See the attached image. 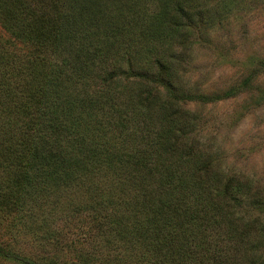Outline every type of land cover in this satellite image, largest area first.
Instances as JSON below:
<instances>
[{
	"label": "rangeland",
	"instance_id": "374dc122",
	"mask_svg": "<svg viewBox=\"0 0 264 264\" xmlns=\"http://www.w3.org/2000/svg\"><path fill=\"white\" fill-rule=\"evenodd\" d=\"M82 3V0H26L23 8L30 6L38 13L54 6L55 20L50 25L64 26L67 17H61L66 15L75 21L74 28L86 24L87 32L81 31L84 38L81 42L87 48L101 51L102 63L98 64L102 66L101 72L119 63L125 71L129 68L158 77L159 80L152 82L128 75L130 79L120 80L118 87L124 85L134 95L152 91L161 99L167 98L168 104L161 109L163 118L178 106L189 114L179 115L178 120L188 124L176 135L183 138V144H195L199 164L207 161L212 164L209 174L216 173L220 179L235 174L242 188L235 194L209 199L210 206H220L223 212L220 218L223 222L230 221V228L234 229L231 249L224 255L221 251L223 260L234 264H264V0H98L101 7L94 12L87 1L85 8L75 7ZM20 9L10 8L7 20L0 14L2 50L16 40L14 32L24 16L17 13ZM107 16L110 18L106 19ZM62 38L69 44L67 36ZM76 38L73 48L68 47L69 53L50 54L52 57L46 60L50 62L45 67L47 74L59 79L72 65L81 66L74 49L79 43ZM65 54L67 65L62 63ZM92 63L87 64V70L93 67ZM70 75L72 93L79 98L70 104V113L76 120L87 114L86 120L92 116L90 112L95 113L94 107L101 100L91 105L86 99L84 105L80 104L85 99L80 94L82 84H78L76 72ZM99 77L103 79L105 75ZM120 99L128 101V98ZM82 105L83 111H87L83 114ZM102 109L107 117L105 102ZM142 111L141 108L139 113ZM91 121L93 130L102 133L101 139L109 137V142L118 139L123 143L114 124L104 129L96 126L99 121ZM140 125L137 126V121L124 125L129 127L128 131L132 127L139 130L138 142L143 135ZM84 137L81 149L78 142L75 144L77 155L96 146L97 135ZM190 163H185L186 169ZM188 169L194 171L193 167ZM193 173L191 177L196 180L214 183L211 177ZM73 174L80 178L82 173ZM83 175V185L74 187L64 203L50 204L43 213L34 207V214H24L27 224L33 222L39 226L33 241L30 233L25 238L27 226L19 224L14 217L16 213L12 212L7 219L0 218V248L7 252L16 240L17 246L24 249L22 256L39 264H120L123 253L124 256L130 253L131 263L140 264L142 245L135 243L138 230L129 229L134 246H121L123 239L115 238L111 230V221L118 218L136 214L139 216L129 220L137 222L142 218L140 208L134 204L135 197L124 202L123 195L119 196L109 183L97 184L100 177ZM43 192L42 188L38 193ZM215 194L211 192L213 197ZM244 234L245 240L240 241L238 237ZM19 239L29 242L22 244ZM6 252L0 254V261L6 259Z\"/></svg>",
	"mask_w": 264,
	"mask_h": 264
},
{
	"label": "trees",
	"instance_id": "16d2710c",
	"mask_svg": "<svg viewBox=\"0 0 264 264\" xmlns=\"http://www.w3.org/2000/svg\"><path fill=\"white\" fill-rule=\"evenodd\" d=\"M25 1L0 0V14L6 20L10 8L22 7L17 13L24 15L14 32L16 40L0 49V155H3L0 159V218L7 219L12 212L16 213L14 217L19 224L27 226L25 238L30 233L33 241L39 226L33 222L27 224L24 214H34V207L43 213L50 204L64 203L74 187L83 185V174L88 173L100 177L97 184L109 183L119 196L123 195L124 202L126 198L135 197L134 204L140 208L142 218L137 222L129 219L138 214L118 218L111 221V230L115 238L123 239L121 246H134L129 229L138 230L135 243L142 245L140 264H234L223 260V255L231 249L234 229L230 228V221L223 222L220 206H210L209 199L217 200L239 192L242 189L240 180L235 174L222 179L216 173L215 176L209 174L212 164L208 161L199 164L195 144H183V138L176 135L188 124L178 120L179 115L189 114L178 106L167 112L166 117H161V109L168 104L167 98L161 99L152 91L134 95L124 85L118 87L120 80L128 81L130 76L156 82L159 80L156 75L129 68L125 71L119 63H116L119 67L113 64L101 72L102 66H98L102 63L101 51L87 48L81 42L84 39L81 31L87 32L86 24L74 28L75 21L66 15L61 17H67L64 26L61 23L50 25L55 20L54 6L37 13L30 6L25 10ZM82 1L81 6L75 7L85 8L86 1L93 12L101 7L98 0ZM64 36L69 38L67 45ZM75 37L79 43L74 49L81 66L72 65L59 79L47 74L45 67L50 62L46 60L52 57L50 54L69 53L68 47L73 48ZM62 63L67 65L66 54ZM89 63L93 67L87 70ZM72 72L78 74L77 82L82 84L80 94L85 99L80 100V104L84 105L86 99L91 105L101 100L94 107L95 113L90 112L92 116L86 120L87 114L76 120L70 113V104L79 99L72 93ZM100 72L105 75L103 79L99 77ZM74 88L77 89V83ZM120 98H128V101L121 102ZM104 102L108 105L107 117L102 109ZM83 105L81 114L87 112L83 111ZM141 108L143 111L139 113ZM92 118L99 121L96 126L104 129L114 124L124 145L118 139L111 142L109 137L101 139L102 133L93 130ZM131 121H137V126L141 124L143 135L139 142L136 139L139 130L132 127L128 131L129 127L124 126ZM95 135L98 140L93 150L77 155L76 142L81 149V139L84 136L95 138ZM187 161L191 163L186 169ZM192 167L201 177H211L214 183L206 184L191 177L194 171L188 168ZM75 172L82 173L80 178L73 174ZM42 188L44 192L40 195L38 192ZM214 191L215 197L211 195ZM246 234L238 237L240 241L245 240ZM19 241L24 244L29 239ZM3 252L6 251L1 247L0 254ZM23 253L24 249L14 240L0 264H39L22 256ZM121 255L120 264H134L130 253Z\"/></svg>",
	"mask_w": 264,
	"mask_h": 264
}]
</instances>
